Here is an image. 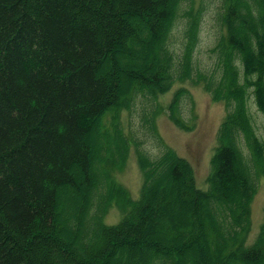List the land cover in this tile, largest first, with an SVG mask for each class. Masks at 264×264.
Here are the masks:
<instances>
[{
	"label": "trees",
	"instance_id": "obj_1",
	"mask_svg": "<svg viewBox=\"0 0 264 264\" xmlns=\"http://www.w3.org/2000/svg\"><path fill=\"white\" fill-rule=\"evenodd\" d=\"M187 1L174 74L179 0H0V264H264V221L246 245L264 177L249 107L253 95L264 114V0H221L219 74H194L204 5ZM175 79L202 83L228 111L207 190L161 140L157 110L146 117L164 146L157 156L122 125L124 109L156 101ZM186 93L168 109L192 129L180 111ZM131 142L139 199L116 176ZM114 206L122 218L106 223Z\"/></svg>",
	"mask_w": 264,
	"mask_h": 264
},
{
	"label": "rangeland",
	"instance_id": "obj_2",
	"mask_svg": "<svg viewBox=\"0 0 264 264\" xmlns=\"http://www.w3.org/2000/svg\"><path fill=\"white\" fill-rule=\"evenodd\" d=\"M201 3L204 5V11L200 24L199 42L194 52V74L199 72L219 74L218 57L213 49L218 40L225 34V29L219 18L222 1L194 0L195 9ZM187 8L188 1L179 0V6L176 10L179 19L174 26L170 41L175 55L174 74H177L176 64L182 54L184 30L187 26V20L180 15L183 13L185 15L184 9ZM136 54L137 57L145 54V50L139 48L136 50ZM137 57H135L136 61H140ZM181 87L187 90L181 99V115L188 124L192 125V129L181 128L169 115L168 105L175 92ZM249 107L257 133L264 139V114L258 109L253 95L250 96ZM154 110L158 111L154 123L161 140L167 146L172 147L178 155L189 161L194 171L196 186L202 190H207L211 160L219 145L218 131L228 112L225 102L214 100L202 83H196L192 79H185L184 81L175 79L171 89L161 93L156 101L140 98L130 110L124 109L121 120L125 133L132 140L140 141V148L151 156L159 155L164 148L146 122V117H149ZM116 176L117 180L130 191L134 199L140 198L144 176L138 162L137 148L133 142H131L126 164L121 171L116 173ZM257 184L258 189L251 202L252 226L246 239L247 246L255 242L264 221V177L258 179ZM121 218L122 212L114 206L106 215L105 222L114 224Z\"/></svg>",
	"mask_w": 264,
	"mask_h": 264
}]
</instances>
